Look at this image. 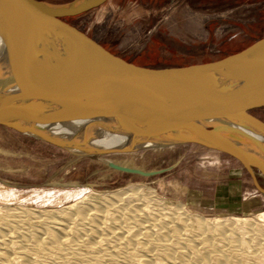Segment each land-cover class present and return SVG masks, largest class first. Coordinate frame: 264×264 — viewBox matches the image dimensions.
<instances>
[{
    "label": "rangeland",
    "instance_id": "374dc122",
    "mask_svg": "<svg viewBox=\"0 0 264 264\" xmlns=\"http://www.w3.org/2000/svg\"><path fill=\"white\" fill-rule=\"evenodd\" d=\"M63 20L133 64L185 66L263 37L264 0H106ZM250 114L264 122V107ZM103 160L165 170L145 177ZM134 188L139 197L126 193ZM179 204L186 222L169 214ZM91 207L106 214L95 221ZM263 214L264 194L225 153L182 143L85 156L0 126V258L9 248L0 264H264ZM196 216L211 230L196 227ZM231 217L255 224L218 236L215 221Z\"/></svg>",
    "mask_w": 264,
    "mask_h": 264
},
{
    "label": "water",
    "instance_id": "95a60500",
    "mask_svg": "<svg viewBox=\"0 0 264 264\" xmlns=\"http://www.w3.org/2000/svg\"><path fill=\"white\" fill-rule=\"evenodd\" d=\"M105 1L0 0V32L15 36L23 56L49 72V80L40 84L37 75L28 71L43 98L20 113L0 111V126L85 156L195 144L237 159L253 186L264 194L256 179H264V166L225 133L235 124L264 127L263 121L250 114L264 107V36L212 61L139 66L110 53L63 20ZM0 97L1 102L6 98ZM48 120L86 122L92 130L84 131L83 142L65 141L35 127ZM102 132L117 134L127 144H93L92 138ZM105 164L145 177L165 170Z\"/></svg>",
    "mask_w": 264,
    "mask_h": 264
},
{
    "label": "bare ground",
    "instance_id": "6f19581e",
    "mask_svg": "<svg viewBox=\"0 0 264 264\" xmlns=\"http://www.w3.org/2000/svg\"><path fill=\"white\" fill-rule=\"evenodd\" d=\"M21 48L22 46L15 36L0 32V96L6 97L4 101L1 102L0 100V111H3L4 113L23 112L29 106L40 101L43 98V91L39 92L37 89H35L36 87H33L30 79L32 74L37 75V77L40 79V84H43L45 81L47 82L49 80V72L45 69V67L23 56V48ZM28 71H31L33 73H30L29 75ZM43 88L44 87L41 86V89ZM45 93H47V91H45ZM4 102L8 104L5 105ZM85 123L86 122L66 120H48L37 123L35 127L46 134L61 137V139L65 141L71 140L83 142L82 139L85 135L84 131L86 133L88 132L87 130H90L92 127L86 126ZM225 133L233 137V139H235L242 147L249 151L264 166V127H257L250 123L235 124L227 128V130H225ZM92 139L93 144L101 147L123 146L124 144H127V141L123 137L107 132H102L100 135L93 137ZM103 162L107 163L108 161L103 160ZM138 192H140V189L134 188L130 189L126 193H128L130 196L133 195L135 197H139V195H137ZM120 196V193H116L111 199H104V202L102 201V203L108 204V201L120 199ZM86 211H89L88 214H91L95 217V221L99 217H103V215L106 214L104 210L98 211L97 209L92 207L86 209ZM63 212L64 211L61 210L59 211V213H56L58 215ZM80 212L81 211H77L74 214H79ZM63 214L70 213L67 211ZM169 214L178 215V217L183 222L189 220V217L187 216L188 213L184 209L182 204L174 206L173 211H171ZM260 219L264 220V214L258 216L259 221ZM219 220L215 221V225H217L218 227V236H225L227 232H229L235 225H243L245 227L244 229L249 231L255 224L254 222H252L253 220H243L237 217H231L221 221ZM193 223L201 231H210L212 227V224H210L207 219H204L201 216H196L193 220ZM94 224L92 223L91 225L94 226ZM49 235L50 244H54L59 239L58 236L54 233H51ZM45 246H49V244L44 245L43 248ZM43 248L42 250H44ZM8 249V246L3 247L4 253H1V260L7 261L5 252H7Z\"/></svg>",
    "mask_w": 264,
    "mask_h": 264
}]
</instances>
